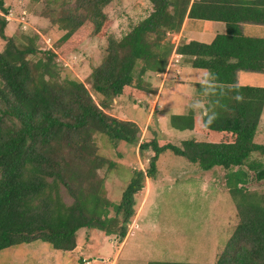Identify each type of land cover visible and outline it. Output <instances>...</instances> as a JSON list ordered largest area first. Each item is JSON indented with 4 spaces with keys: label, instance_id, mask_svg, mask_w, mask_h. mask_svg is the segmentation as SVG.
<instances>
[{
    "label": "trees",
    "instance_id": "trees-1",
    "mask_svg": "<svg viewBox=\"0 0 264 264\" xmlns=\"http://www.w3.org/2000/svg\"><path fill=\"white\" fill-rule=\"evenodd\" d=\"M111 1L77 0L73 11L50 17L52 25L65 30L60 42L74 43L77 30L88 23L91 36L104 37L109 19L103 7ZM148 2L151 11L127 33L119 39L107 37L105 54L91 70L89 89L77 79L60 76L56 54L35 46L36 35L16 43L5 38V21H0V38L6 40L0 52V250L38 240L55 250L72 251L81 228L114 235L121 242L135 213L134 195L146 178L155 177L158 156L170 151L202 171H227L225 185L237 223L210 264H264V194L245 188L250 177L264 180V145L254 141L264 87L236 82L239 70L264 73V37L241 30L244 23L264 25V0ZM185 17L222 22L225 31L208 43H171ZM70 44L61 48L63 54L71 51ZM173 53L209 72L210 81L205 111L168 117L171 128L194 133L179 146L168 139L142 138L134 121L107 112L116 97L135 101L152 92L144 75L164 72ZM97 134L115 145L138 146L140 154L153 152L144 170L131 171L118 203L104 196L97 174L112 165L98 152ZM61 189L72 199L69 204Z\"/></svg>",
    "mask_w": 264,
    "mask_h": 264
},
{
    "label": "rangeland",
    "instance_id": "rangeland-1",
    "mask_svg": "<svg viewBox=\"0 0 264 264\" xmlns=\"http://www.w3.org/2000/svg\"><path fill=\"white\" fill-rule=\"evenodd\" d=\"M76 1L2 0L0 21H5V38H13L16 43H25L26 37L36 35L35 46L42 51L52 50L56 54L54 61L58 65L60 76L77 79L89 89L91 70L101 62L105 54L107 37H122L148 15L151 5L148 0H112L103 7V12L109 19L105 25L104 37L91 36V24L88 23L77 30L74 43L62 44L60 37L65 30L52 25L49 18H57L68 10L73 11ZM244 32L249 36L263 34L260 26L246 27ZM181 36L179 32L172 34L169 41L178 44ZM5 38H0V52L4 48ZM205 38L206 36H202L203 41ZM66 44H70L71 51L63 54L61 48ZM30 58L36 59V56ZM205 72L209 75V72ZM253 75L264 76L261 73L250 74ZM152 83L158 86L156 96L159 94L160 99L156 100L150 93L135 101L120 96L113 99L107 112L119 119L134 121L141 130L142 138L168 139L179 146L177 138H189V133L187 130L182 132L171 129L168 119L159 117L160 112L161 115H168L174 109L171 107L167 110L162 101L166 81L157 78ZM154 85L151 84L152 89L155 88ZM242 85L264 86V81L244 82ZM92 97L95 102L99 99L94 93ZM146 98H149L148 103ZM203 102L195 103V108L200 112L205 111L206 99ZM254 141L264 145V113ZM95 142L99 154L112 163L97 171L103 180L104 196L110 202L118 203L129 182L131 171L144 170L153 152L148 149L140 154L138 146L124 142L115 145L101 134L95 136ZM156 168L155 177L146 178L144 187L134 195L135 213L127 224L126 236L121 242L114 235L81 228L76 232V247L72 251L55 250L49 244L37 240L0 250V264L214 262L237 223L234 201L225 185L227 171L221 167L202 171L196 164L189 163L170 151L158 156ZM245 188L264 194V180L257 182L250 177ZM61 193L64 202L69 204L72 199L62 189ZM112 214L110 209V215Z\"/></svg>",
    "mask_w": 264,
    "mask_h": 264
},
{
    "label": "crops",
    "instance_id": "crops-1",
    "mask_svg": "<svg viewBox=\"0 0 264 264\" xmlns=\"http://www.w3.org/2000/svg\"><path fill=\"white\" fill-rule=\"evenodd\" d=\"M254 26L258 28L260 26L261 30L263 31L262 32L263 34L261 36H252V37H264V25L244 23L241 24V30L244 35H247L244 32V29L246 27H254ZM205 31L207 32V34H204ZM224 31L225 28L222 22H217V21L212 22V21L191 19L185 17L179 31L180 35H182L180 41L188 42L190 40H196L199 42L208 43L211 41L213 36H215L218 33H223ZM209 35H210V40L208 41ZM202 36H206L205 41H203ZM251 73H257V72L242 71V70L237 71L236 73L237 84L242 85L244 84V82L246 84L252 82L255 83L257 81H264V76H257V75L250 76ZM145 78L149 82H151L152 85H154L152 82L157 81V78H163V80L166 81L164 85V92L163 95L161 96L162 101L165 102V107L167 108V110L170 109L171 107H173L171 109L174 110L170 112L168 115H161L160 113L162 112H160L158 114L160 118L164 117V120H167L169 115L171 114H185L188 112V110H193L195 114L201 113L198 108H195V103L203 102L206 99L210 89V81L208 78V74L205 72V70L192 67L190 60L187 57H183V58L181 57L180 59H178L176 63H174V65H171L169 69H165L164 72L148 73ZM170 79L171 80L173 79V81H170ZM256 86L264 87L262 85H256ZM154 87L155 88L152 89L153 91L150 92V94L152 97L154 96V98L156 97L157 98L156 100H158L160 99L159 94L158 97L156 96V91L158 86L154 85ZM148 99L149 98L145 99L147 103L149 102ZM151 100L153 99L151 98ZM263 113H264V107L260 116L261 121L263 119ZM187 131L189 133L187 134V137H191L194 135L192 131L189 130ZM187 131L183 130L182 132H187ZM183 139H186V137L181 136V139L177 138L178 143L180 142V140Z\"/></svg>",
    "mask_w": 264,
    "mask_h": 264
},
{
    "label": "built area",
    "instance_id": "built-area-1",
    "mask_svg": "<svg viewBox=\"0 0 264 264\" xmlns=\"http://www.w3.org/2000/svg\"><path fill=\"white\" fill-rule=\"evenodd\" d=\"M180 58H181L180 55L173 53L172 56L170 57L169 61H168L166 69H169V67L171 65H174V63H176L178 61V59H180Z\"/></svg>",
    "mask_w": 264,
    "mask_h": 264
}]
</instances>
